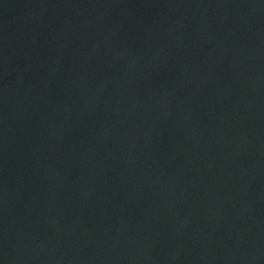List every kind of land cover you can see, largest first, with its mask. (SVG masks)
<instances>
[{
    "label": "water",
    "instance_id": "obj_1",
    "mask_svg": "<svg viewBox=\"0 0 264 264\" xmlns=\"http://www.w3.org/2000/svg\"><path fill=\"white\" fill-rule=\"evenodd\" d=\"M0 264H264V0H0Z\"/></svg>",
    "mask_w": 264,
    "mask_h": 264
}]
</instances>
